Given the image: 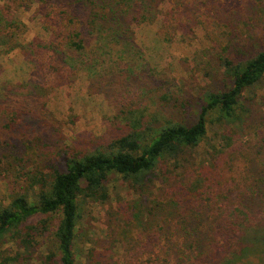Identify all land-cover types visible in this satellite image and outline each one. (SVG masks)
<instances>
[{
	"label": "trees",
	"instance_id": "1",
	"mask_svg": "<svg viewBox=\"0 0 264 264\" xmlns=\"http://www.w3.org/2000/svg\"><path fill=\"white\" fill-rule=\"evenodd\" d=\"M26 1L38 4L37 12L49 36L20 45L16 36L23 25L11 16L16 0L0 7V46L6 50L23 46L34 53L29 77L0 95L3 169L20 170L25 176L24 188L11 192L9 201L0 206V239L8 236L17 247L13 256L1 255L0 264H11L39 247L36 237L47 231L54 245L47 248L42 264H105L100 259L105 251L94 247L79 250L83 262L76 258L77 231L87 239V230L81 226L80 202H106L109 182L119 179L128 197L123 209L116 211L121 226H116L118 231L114 228L117 233L112 248L117 244L127 245V250L138 248L134 255L137 264H264L263 150L260 148L261 155L249 160L251 168L246 173L254 174L249 176L250 182L242 179L230 195H223L215 186L216 191L207 194L202 180H198L207 178L226 155L229 167L237 156H247L233 147L227 149L229 142L225 146L220 143L216 149L207 133L210 129L213 137L225 141L215 127L236 129L250 118L248 100L252 97L247 92L264 80V39L247 56L238 57L234 52L218 56L224 69L223 82L214 89H204L196 106L183 101L176 107L178 111L161 121L128 113L120 120L122 129L108 141L92 148L76 146L64 143L61 127L45 105L35 111V89L44 87L50 72L54 73L50 88L61 84L62 72L67 76L76 66L73 54L85 52L91 35L126 40L133 18L148 21L145 12L150 9L153 19L152 10L170 0ZM204 140V154L209 158L197 165L194 153ZM25 167L29 169L23 171ZM155 180H172L170 197L146 195ZM54 214L59 215L58 221H52ZM37 216L39 224L30 226L28 220ZM132 229L138 234L133 235ZM132 260L125 264H133Z\"/></svg>",
	"mask_w": 264,
	"mask_h": 264
},
{
	"label": "rangeland",
	"instance_id": "2",
	"mask_svg": "<svg viewBox=\"0 0 264 264\" xmlns=\"http://www.w3.org/2000/svg\"><path fill=\"white\" fill-rule=\"evenodd\" d=\"M7 1L0 0V7H4ZM17 1L11 7V16L23 25L21 33L19 31L16 36L20 45L25 46L35 38L46 40L49 33L37 12L38 4ZM152 11L153 19L150 9L145 12L148 21L132 19L126 40L116 41L105 35L90 34L85 52L73 54L76 59L74 69L67 76L62 72L59 78L62 83L50 88L54 82V73L50 72L45 76L44 87L35 89L33 99L36 101H32V105H36L35 111L41 108V104L45 105L46 112L56 120L55 123H59L65 144L92 148L96 143L106 142L122 129L120 120L128 113L161 121L178 111L176 107L183 101L196 106L198 95L204 89H214L223 82L224 69L218 56L230 52L238 57L247 56L264 39V0H170ZM23 46L12 50L0 46V95L6 93L5 88L12 89L30 75V59L34 53L24 50ZM89 67L92 68L88 71ZM247 94L252 97L248 100L252 113L245 125L236 129L215 127L214 130L223 133L219 135L225 136V141L213 137L208 129L207 135L216 149L219 150L220 143L225 146L229 142L227 149L233 147L247 156H237L229 167L225 164L226 155L224 161L211 169L207 178H198L207 194L216 191L215 186L218 192L230 195L242 179L250 182L249 176L254 174L248 176L246 173L251 168L249 160L261 155L258 154L260 148L264 155V80L248 89ZM116 115L118 121L114 118ZM192 116L193 111L189 117ZM207 140L202 141L194 153L197 165L207 161L208 156L204 154ZM216 154L214 152L213 159L217 158ZM28 169L25 167L23 171ZM19 171H5L0 158V206L9 201L11 192L19 191V187L25 184V176ZM170 181L155 180L146 195L155 199L170 197V189L174 190ZM108 186L106 202H80L81 226L87 230V239L80 237L81 233L77 231L76 258L82 260L77 254L79 250L94 247L105 251L100 258L105 264H125L131 257L133 264H137L134 255L138 248L127 250L129 247L121 244L112 248L117 233L114 228L121 226L116 220V211L123 209L128 195L120 179L110 181ZM58 218V214L52 215V221H58ZM38 221L37 216L28 220V224L33 226L39 224ZM132 231L133 235L138 234L135 229ZM53 240L48 231L37 236L40 246L15 258L11 264H42L41 259L47 248L54 245ZM16 251L14 241L8 236L0 239V260L1 255L13 256ZM137 260L141 261L140 257Z\"/></svg>",
	"mask_w": 264,
	"mask_h": 264
}]
</instances>
